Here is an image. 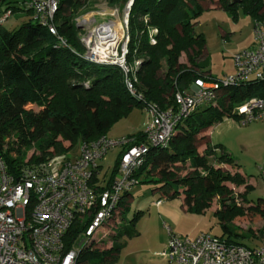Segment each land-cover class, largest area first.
Segmentation results:
<instances>
[{
	"label": "trees",
	"instance_id": "16d2710c",
	"mask_svg": "<svg viewBox=\"0 0 264 264\" xmlns=\"http://www.w3.org/2000/svg\"><path fill=\"white\" fill-rule=\"evenodd\" d=\"M29 1L0 0L2 13L22 12L30 17L15 30H8L0 23V157L6 171L14 177L24 165L63 154L77 141L80 144L104 136L114 122L127 116L135 106L143 108L145 103H151L161 109L174 108L177 90H188L196 78L211 77L205 38L195 32L202 0H133L128 14L126 59L128 63L141 60L136 88L142 101L128 93L120 68L89 62L83 57L75 16L93 4L90 0H57L52 20L55 34L33 17L32 9L25 5ZM126 1L108 0L107 3L124 5ZM215 2L217 8L233 15L239 7L253 19V24H262L264 0ZM143 17L147 18L146 23ZM148 28L157 29L154 44L149 43ZM251 97L264 98V79L224 88L215 105L197 108L177 125L166 148L149 147L145 162L134 174L138 183L140 179L158 183L156 189L165 198L182 194L186 211L193 214H202L208 201L219 195L220 207L226 213H215L223 230V234L216 236L241 245L245 244L239 239L245 237L233 232L229 222L245 214L264 218V198L249 201L250 189L233 195L224 182L239 185L249 177L238 171L232 173L213 167L210 157L218 164L236 169L239 165L220 144L212 145L200 134L224 118L239 119L232 108ZM17 103L36 105L39 110L22 107L13 111ZM128 136H134L136 144L145 142L142 130ZM198 141L206 144L202 153L198 151ZM64 142L69 146L65 147ZM30 151L32 154L28 156ZM122 151L109 178L106 177L108 181L116 174ZM178 166L185 167L187 173L178 176ZM200 170L206 174L202 175ZM129 196L130 192L123 196L121 206L126 205ZM81 228L82 225L74 223L68 229L67 248ZM124 234L133 237L136 231L123 228L122 224L108 249L96 244L91 249L85 248L80 252L78 264H116L122 246L120 237ZM106 243L104 240L101 245Z\"/></svg>",
	"mask_w": 264,
	"mask_h": 264
},
{
	"label": "built area",
	"instance_id": "2783aa9c",
	"mask_svg": "<svg viewBox=\"0 0 264 264\" xmlns=\"http://www.w3.org/2000/svg\"><path fill=\"white\" fill-rule=\"evenodd\" d=\"M57 4V0H31L25 5L42 26L55 34L52 20ZM111 13L114 15L116 10ZM10 16L9 11L4 12L0 23ZM143 21L146 23L147 18L143 17ZM78 22L82 23L79 39L83 57L120 68L126 90L142 101L136 88L141 60L128 63L126 59L127 14L123 23L127 35L121 42L123 26L117 18L90 29L84 27L93 20L82 18ZM252 33L251 46L232 56L234 73L220 79H194L188 90L174 93V108L143 105L147 115L142 129L144 143L136 144L134 136L109 139L104 135L80 143L74 154H55L42 162L24 165L17 177L6 171L0 157V264H78L83 249L111 241L120 223L116 219L120 202L138 183L134 174L145 162L149 147L166 148L177 125L197 108L215 105L224 88L264 79V25L254 23ZM156 34V28H148L150 44L155 43ZM232 113L243 123L262 118L264 98L246 99L235 105ZM115 146L123 150L116 174L112 181L100 180L99 160ZM74 223L83 228L67 248L65 236ZM167 232V243L156 255L169 264H264V232L258 247L231 243L208 232H199L193 238L175 234L170 228Z\"/></svg>",
	"mask_w": 264,
	"mask_h": 264
},
{
	"label": "rangeland",
	"instance_id": "374dc122",
	"mask_svg": "<svg viewBox=\"0 0 264 264\" xmlns=\"http://www.w3.org/2000/svg\"><path fill=\"white\" fill-rule=\"evenodd\" d=\"M130 1L127 0L124 5H108V0H90L93 4L89 8H83L75 16V22L78 23L76 25L80 27L82 23L78 21H81L82 18H89L94 22L84 28L90 29L99 23L112 21L117 18V22L123 26V34L119 37L121 42L127 35L123 23ZM215 1L202 0L200 3L202 12L197 19L195 32L202 34L205 38L207 68L210 70L212 78L220 79L224 75L234 73L232 56L239 50L251 46L253 42V19L249 15L244 14L239 7L235 15L223 9L214 8L217 6ZM2 10L0 8V17L3 15ZM112 10H116L114 15L111 13ZM29 18V15L25 13L16 12L3 23V26L8 30H15L28 21ZM262 22H264V17H262ZM78 37H80V33H78ZM181 59L184 61L185 57ZM22 107L33 111L39 110L36 105L23 106L17 103L14 105L13 111H18ZM146 118L145 110L135 106L127 116L114 122L107 130L105 136L109 139L127 137L129 134L143 129V123ZM220 123L219 125L215 124L206 131V141L210 144H220L223 149L227 150L235 158V162L239 165V170L251 179V181H244L239 185H234L230 182H224V185L233 195L250 189L247 193V199L252 202L264 198V117L245 123L240 118L234 119V122L222 120ZM63 144L65 147L69 146L67 142ZM78 147L79 141L63 154H74L78 151ZM205 147L206 144L203 141L197 142L199 153H202ZM120 150L121 147L115 146L99 160L101 165L100 180L106 177L109 178ZM52 153L54 154V152ZM31 154L32 151L28 153V156ZM209 159L213 167H221L224 171L228 170L234 173L235 169L230 165L218 164L213 157ZM200 172L202 175L206 174L204 170H200ZM186 173V168L180 167L177 175L183 176ZM150 178H153V176ZM157 187L158 183L140 179V182L130 191V200L126 199V205H120L119 215L116 218L120 222L118 229L123 224V228L134 229L136 235L131 237L124 234L120 237L122 246L119 249L116 264H168L155 254V252L163 249L159 245L162 238L163 240L165 239L164 244L166 245L167 243V228H171L175 234L187 235L189 238H193L200 231L208 232L212 235L223 234V230L218 224V218L215 215L216 212L223 215L226 213L225 209L220 207L219 195L213 196L208 201L202 214H193L187 211L184 213L181 210L182 202L179 197L165 198L161 196L156 189ZM158 198H163L168 203V206L172 208L168 212L164 209L161 210L159 215L157 208L150 204L151 200ZM229 226L233 232L242 234L245 237L244 239H239L245 245L251 247L261 245L264 218L260 215L245 214L244 216H235L230 220ZM113 237L114 235H111V241L109 240L106 245H101L99 248L108 249L112 245ZM233 238L238 239L236 237Z\"/></svg>",
	"mask_w": 264,
	"mask_h": 264
},
{
	"label": "crops",
	"instance_id": "0c3cea01",
	"mask_svg": "<svg viewBox=\"0 0 264 264\" xmlns=\"http://www.w3.org/2000/svg\"><path fill=\"white\" fill-rule=\"evenodd\" d=\"M214 8H217V7H214ZM262 25H264V22H262ZM182 57H180V60H183V59H181ZM209 70V69H208ZM210 71V70H209ZM211 74V73H210ZM212 77V76H211ZM223 120H230L231 122H234V119H232V118H224ZM222 122V121H221ZM144 123H145V121H144ZM144 123H143V125H144ZM219 124H221V123H218L217 125H219ZM214 126V125H213ZM212 127V126H211ZM211 127H209V128H207L206 130H204L203 132H201V135L200 136H204L205 134H206V131L208 130V129H210ZM142 130V129H141ZM139 131V130H138ZM133 133H135V132H133ZM132 134V133H131ZM212 145H214V144H212ZM99 165H100V163H99ZM100 167H101V165H100ZM235 169V171H238L239 173H241V174H243L240 170H239V168L238 169H236V168H234ZM244 175V174H243ZM249 180L251 181V179L249 178ZM130 196L129 197H127V200L129 201L130 200ZM179 199L181 200V210L185 213L186 212V208H185V206H184V204H183V197H182V195H179ZM150 204L152 205V206H155L156 208H157V210L159 211L158 212V214L160 215V211L161 210H166L167 212L172 208V207H169L168 206V203L166 202V201H164L163 200V198H158V199H155V200H151L150 201ZM171 229V228H170ZM172 231V230H171ZM200 232H204V231H200ZM199 233V232H198ZM197 233V234H198ZM196 234V235H197ZM179 235H182V234H179ZM195 235V236H196ZM187 236V235H186ZM194 236V237H195ZM165 239L163 240V238L161 239V241H160V243H159V245L161 246V247H165ZM158 252V251H157ZM157 252H155V254L157 253ZM163 260V259H162ZM164 262H167V261H165V260H163ZM168 263V262H167ZM169 264V263H168Z\"/></svg>",
	"mask_w": 264,
	"mask_h": 264
},
{
	"label": "water",
	"instance_id": "95a60500",
	"mask_svg": "<svg viewBox=\"0 0 264 264\" xmlns=\"http://www.w3.org/2000/svg\"><path fill=\"white\" fill-rule=\"evenodd\" d=\"M133 0L130 1V6L132 4ZM232 2H239V0H232ZM130 6L128 8V12H127V15L129 14V9H130ZM78 27V26H77ZM79 28V27H78Z\"/></svg>",
	"mask_w": 264,
	"mask_h": 264
},
{
	"label": "bare ground",
	"instance_id": "6f19581e",
	"mask_svg": "<svg viewBox=\"0 0 264 264\" xmlns=\"http://www.w3.org/2000/svg\"><path fill=\"white\" fill-rule=\"evenodd\" d=\"M116 28H117V26H116Z\"/></svg>",
	"mask_w": 264,
	"mask_h": 264
}]
</instances>
